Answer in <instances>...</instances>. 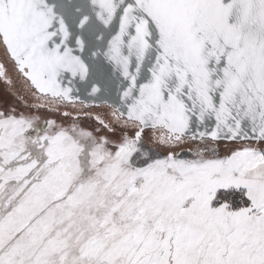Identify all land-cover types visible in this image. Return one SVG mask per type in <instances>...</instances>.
<instances>
[{"label":"snow or ice","instance_id":"obj_1","mask_svg":"<svg viewBox=\"0 0 264 264\" xmlns=\"http://www.w3.org/2000/svg\"><path fill=\"white\" fill-rule=\"evenodd\" d=\"M0 264H264V0H0Z\"/></svg>","mask_w":264,"mask_h":264}]
</instances>
